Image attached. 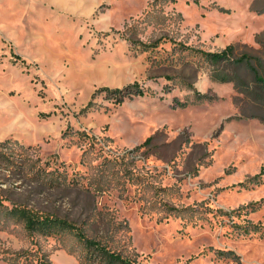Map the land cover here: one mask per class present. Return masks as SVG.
Listing matches in <instances>:
<instances>
[{
  "label": "rangeland",
  "instance_id": "1",
  "mask_svg": "<svg viewBox=\"0 0 264 264\" xmlns=\"http://www.w3.org/2000/svg\"><path fill=\"white\" fill-rule=\"evenodd\" d=\"M179 42L264 68V0H0V141L19 162L3 201L143 264H264V112ZM133 82L145 93L94 94ZM196 90L210 99L176 105ZM82 248L0 225V264H83Z\"/></svg>",
  "mask_w": 264,
  "mask_h": 264
},
{
  "label": "trees",
  "instance_id": "2",
  "mask_svg": "<svg viewBox=\"0 0 264 264\" xmlns=\"http://www.w3.org/2000/svg\"><path fill=\"white\" fill-rule=\"evenodd\" d=\"M197 1V0H195ZM158 42L150 44L151 47H157ZM181 50H191L200 52L203 59L208 62L212 67L213 78L220 81H232L239 92H241L244 97L252 102L257 109L264 112V68L262 62L259 61V66H256L254 59L256 56L252 53L244 52L241 55H237L235 52V45L228 44L226 47L219 51H205L198 48H193L189 45L179 42L178 46ZM175 46V49H178ZM261 65V66H260ZM244 73L250 75V78L244 77ZM107 91L109 94L114 95V99L117 102H122L127 96L133 94L142 95L145 93V89L140 86L138 82H133L126 85L123 88H110L104 86L99 88L94 94ZM207 93L201 92L199 90L195 91L193 98L190 100H176V105L180 107H186L190 104L201 103L205 99H210ZM264 121V114H255ZM153 136H150L143 143H149ZM18 144V140H12L11 138L0 141V169H13L19 170L17 166L19 165L18 160H16L14 145ZM13 145V146H12ZM22 145V144H21ZM25 147L22 146L20 149L24 151ZM23 152H18L22 155ZM18 155V156H20ZM43 167H40V172H42ZM52 173V171H51ZM264 174V167L261 171L254 177ZM51 180H56L53 177ZM59 182V180H58ZM77 182L76 180L69 181L68 184H73ZM0 189L1 186H0ZM5 195L0 191V225L6 226L7 219H14L15 221L22 223L24 228L29 232H37L41 234H54L59 233L63 230H70L77 235L78 240L83 244V248L79 257V260L83 264H143L137 262L136 259L127 256L122 250L113 249L110 241L103 238H95L88 236L79 226H77L72 221L61 218L52 213H47L44 211H37L28 205L19 204L11 202L10 204L3 201ZM261 203H264V198H262ZM227 214L228 212H223ZM255 229L258 226H254ZM223 251H221L222 253ZM225 253H233L231 250L225 251ZM14 264V263H11ZM36 264H51L49 261L45 260L43 256L37 257Z\"/></svg>",
  "mask_w": 264,
  "mask_h": 264
}]
</instances>
